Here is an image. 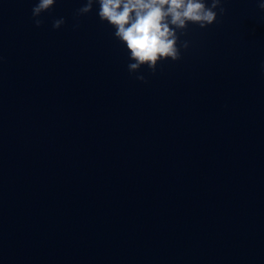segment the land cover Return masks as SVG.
I'll return each instance as SVG.
<instances>
[{
    "label": "clouds",
    "instance_id": "9594fccd",
    "mask_svg": "<svg viewBox=\"0 0 264 264\" xmlns=\"http://www.w3.org/2000/svg\"><path fill=\"white\" fill-rule=\"evenodd\" d=\"M57 0H36L32 7L35 27L44 24L42 14L52 9ZM98 5L97 15L114 29L113 36L128 50V71L135 79L147 83L140 73L147 67L155 74L157 65L164 60L178 61L181 49L189 47L187 40L180 41L189 24L207 28L217 21L218 14L226 9L223 0H81L74 19L85 16ZM258 7L264 11V3ZM66 23L64 17L54 19L53 29Z\"/></svg>",
    "mask_w": 264,
    "mask_h": 264
}]
</instances>
